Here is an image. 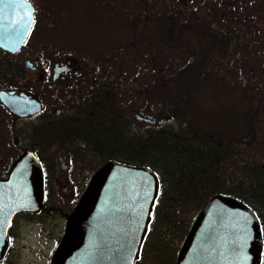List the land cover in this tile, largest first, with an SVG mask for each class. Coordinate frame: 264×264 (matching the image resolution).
I'll return each instance as SVG.
<instances>
[{
	"label": "trees",
	"instance_id": "16d2710c",
	"mask_svg": "<svg viewBox=\"0 0 264 264\" xmlns=\"http://www.w3.org/2000/svg\"><path fill=\"white\" fill-rule=\"evenodd\" d=\"M70 4L83 22H90L83 15L100 10L89 0H70ZM256 5L264 10V4ZM159 8L158 14L151 8L142 17L124 9L125 56L135 52L144 34L168 56L171 52L174 62L154 65L152 82L131 88L143 99L160 95L161 110L178 125L158 122L142 132H130L127 120L121 152L111 156L119 163L147 167L157 177L150 220L152 226L163 227L166 238L150 245V257L157 259V264L171 254L175 260L199 209L213 195L221 194L243 203L257 217L259 264H264V139H260L264 136V72L249 67L246 75L228 83L222 63L215 60L235 45L236 34L254 65L264 66V37L257 35L255 27L259 11L247 19L241 15L237 24L228 20L226 25L233 30L220 31L209 25L210 17L195 10L186 12L180 4ZM149 57L154 61V53ZM208 89L215 97L206 93ZM221 96L227 97L224 104ZM176 234L179 246L165 250L164 243ZM142 254L141 249L140 258Z\"/></svg>",
	"mask_w": 264,
	"mask_h": 264
},
{
	"label": "flooded vegetation",
	"instance_id": "af4514ba",
	"mask_svg": "<svg viewBox=\"0 0 264 264\" xmlns=\"http://www.w3.org/2000/svg\"><path fill=\"white\" fill-rule=\"evenodd\" d=\"M26 1L33 7L26 38L15 50L0 47V179L8 176L21 155L31 153L37 163L41 207L12 218L0 264L7 259L22 226L31 228L47 249L39 264H51L67 216L93 173L121 152L127 122L120 90L124 59L112 56L124 47L120 38L104 58L83 59L77 53V40L68 33L88 22L62 7L44 12L40 20L38 2ZM43 2L52 4L51 0ZM91 3L100 9L83 15L90 20L91 29L111 26L118 33L124 30V9L120 14L109 2ZM10 12L7 9L6 14ZM85 56L92 57L89 52ZM133 118L139 126L155 123L149 112H134ZM95 159L98 165L94 168ZM151 226L149 219L143 243Z\"/></svg>",
	"mask_w": 264,
	"mask_h": 264
},
{
	"label": "water",
	"instance_id": "95a60500",
	"mask_svg": "<svg viewBox=\"0 0 264 264\" xmlns=\"http://www.w3.org/2000/svg\"><path fill=\"white\" fill-rule=\"evenodd\" d=\"M6 6L11 10L8 15ZM32 12L26 0H0V47L15 50L23 42ZM157 189V177L149 168L105 162L67 216L51 264H135ZM40 207L37 163L27 152L0 179V262L12 218ZM260 252V228L253 211L230 196L216 194L195 215L174 264H259Z\"/></svg>",
	"mask_w": 264,
	"mask_h": 264
},
{
	"label": "rangeland",
	"instance_id": "374dc122",
	"mask_svg": "<svg viewBox=\"0 0 264 264\" xmlns=\"http://www.w3.org/2000/svg\"><path fill=\"white\" fill-rule=\"evenodd\" d=\"M40 5V20L41 17L45 15L44 12L48 13V11H57L59 7L64 8L63 10H72L73 13L80 14L76 8L72 7L70 4V0H51V5L46 4L43 0H36ZM50 1V0H49ZM91 1V0H89ZM104 3L109 2V6L111 9L119 8V13H122V9H125L128 14L135 15V17H142L146 11H149L151 8L154 9L155 13L158 14L161 9L159 6H168V5H181L186 12H191V10H195L197 12H201L205 17L209 18V25L212 27L219 28L218 30L224 31L226 28L233 30V28L226 25L228 20H232L235 22L234 24L239 23V20L247 19L250 17L249 14H252L254 11L258 15V25L255 26L257 28L258 36L264 37V10L261 6L264 4V0H100ZM204 2V3H203ZM56 4L58 8H55L53 5ZM59 4V5H58ZM51 6V8H49ZM125 6V8H124ZM262 9V10H261ZM261 10V11H260ZM71 11V12H72ZM118 13V10H117ZM118 13V14H119ZM241 15L243 17L241 18ZM52 16V15H49ZM127 16V15H126ZM45 17V16H44ZM52 17H50L51 19ZM46 22V20H43ZM77 21V20H76ZM232 22V23H233ZM86 23V21H85ZM89 23V22H88ZM87 23V26H83V28H79L74 31H70L68 35L70 37L77 40V53L80 54V57L85 58H104L109 53H111V49L113 46H116L118 43V39L120 38L121 43L125 42L124 30L121 33H118L111 26L107 28L106 26L100 30L95 28L91 29L90 24ZM79 24V23H78ZM80 25V24H79ZM233 32V31H232ZM74 33V34H73ZM240 35V34H238ZM52 36V35H51ZM119 36V37H118ZM235 36V45L232 48L227 49L222 54H220V58H216L215 60L219 63H222L226 81L228 83H232L233 81L238 80L241 75L245 74V70L249 67H253V71L259 72L261 68V73L264 72V66L258 67V65H254V60L252 59V55L246 53L245 47L242 41L238 40V36ZM73 39V40H74ZM70 40V39H69ZM72 40V41H73ZM140 43H138L135 52H130V54L125 56V47L121 48L120 51H116L112 54V56L120 57V59H124V81L120 88L122 92V98L125 108V113L127 116V120L129 122L128 130L130 132H142L141 129L144 126H139L135 119L133 118V113L138 111L149 112L153 115L154 124L160 122L164 126L176 127L178 125L177 121H171L167 118L166 113L161 110L162 107V98L160 95L155 94V97H149L143 99L139 94L134 93L132 90V86L141 87L153 80V68L154 65H161L162 62L173 63V59L170 55H167V52H164L163 49H159L157 42L152 39V37H148L147 35H143L140 38ZM159 43V42H158ZM91 53V56H85V54ZM82 53H84L82 55ZM154 53V61H150V54ZM75 55V54H74ZM77 55V56H78ZM123 63V62H122ZM157 67V66H156ZM155 67V68H156ZM256 73V74H257ZM135 74V75H134ZM256 76V75H254ZM227 83V84H228ZM206 93H210V89ZM214 93L211 92L210 96H213ZM215 97V95H214ZM227 98L225 96L220 97V102L223 104L225 102L224 99ZM215 103V102H214ZM208 104L211 105L209 102ZM147 105V107L145 106ZM263 142L264 136L260 137ZM264 146V143H261ZM94 168L98 165L96 159L93 161ZM80 179L84 178V175L81 174L79 176ZM188 218L189 215H187ZM181 226V224H179ZM20 233L18 238L12 243V247L7 255V259L4 264H39L41 263L44 254L47 253V249L44 247L40 238L36 237V233L31 230V228L20 227ZM164 229L162 226H158L157 224L151 226L149 233L147 234V238L145 239L142 251L143 254L140 258L138 264H157V259H154L150 254V245L159 241L160 238H166V233L164 235ZM178 234L171 236L166 243H164L165 250L174 249L178 245ZM179 246V245H178ZM48 247V245H47ZM164 258V257H163ZM174 260V255L171 254L164 262L158 264H171ZM160 262V260H159Z\"/></svg>",
	"mask_w": 264,
	"mask_h": 264
}]
</instances>
